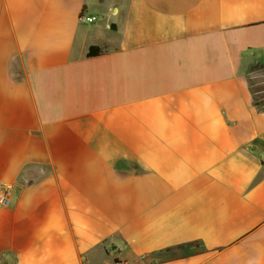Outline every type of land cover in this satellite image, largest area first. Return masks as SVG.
Returning <instances> with one entry per match:
<instances>
[{"label": "crops", "instance_id": "crops-1", "mask_svg": "<svg viewBox=\"0 0 264 264\" xmlns=\"http://www.w3.org/2000/svg\"><path fill=\"white\" fill-rule=\"evenodd\" d=\"M262 65L264 0H0V264H264Z\"/></svg>", "mask_w": 264, "mask_h": 264}, {"label": "rangeland", "instance_id": "rangeland-1", "mask_svg": "<svg viewBox=\"0 0 264 264\" xmlns=\"http://www.w3.org/2000/svg\"><path fill=\"white\" fill-rule=\"evenodd\" d=\"M249 81L260 108L264 109V65L253 68Z\"/></svg>", "mask_w": 264, "mask_h": 264}, {"label": "built area", "instance_id": "built-area-1", "mask_svg": "<svg viewBox=\"0 0 264 264\" xmlns=\"http://www.w3.org/2000/svg\"><path fill=\"white\" fill-rule=\"evenodd\" d=\"M80 20L84 22H91L94 19L91 17L81 16ZM12 203H13V198L10 189L0 184V206L10 207Z\"/></svg>", "mask_w": 264, "mask_h": 264}, {"label": "trees", "instance_id": "trees-1", "mask_svg": "<svg viewBox=\"0 0 264 264\" xmlns=\"http://www.w3.org/2000/svg\"><path fill=\"white\" fill-rule=\"evenodd\" d=\"M102 53V49L99 47H90L89 51H88V56L92 57V56H97L100 55ZM254 104L257 108H260V104L257 100V98L254 96ZM116 263L121 264V262L119 261V259H115Z\"/></svg>", "mask_w": 264, "mask_h": 264}]
</instances>
